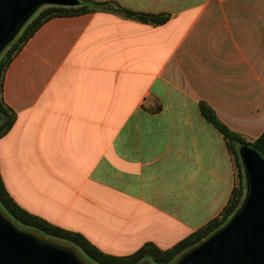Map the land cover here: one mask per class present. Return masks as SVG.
Segmentation results:
<instances>
[{"label":"crops","instance_id":"0c3cea01","mask_svg":"<svg viewBox=\"0 0 264 264\" xmlns=\"http://www.w3.org/2000/svg\"><path fill=\"white\" fill-rule=\"evenodd\" d=\"M45 22L8 66L0 138L13 201L105 254L166 250L219 216L235 184L199 104L252 142L264 131V0H92Z\"/></svg>","mask_w":264,"mask_h":264},{"label":"water","instance_id":"95a60500","mask_svg":"<svg viewBox=\"0 0 264 264\" xmlns=\"http://www.w3.org/2000/svg\"><path fill=\"white\" fill-rule=\"evenodd\" d=\"M75 5V0H0V54L40 7ZM238 154L245 179L239 208L172 264H264V159L249 147ZM0 264L92 263L70 246L20 228L0 210Z\"/></svg>","mask_w":264,"mask_h":264},{"label":"trees","instance_id":"16d2710c","mask_svg":"<svg viewBox=\"0 0 264 264\" xmlns=\"http://www.w3.org/2000/svg\"><path fill=\"white\" fill-rule=\"evenodd\" d=\"M75 1L76 5L72 7L43 6L44 8L27 26L21 36H19L17 42L0 57V138L10 131L16 119L13 110L9 108L3 100V80L5 72L26 42L45 22L53 18L80 16L94 12L114 13L152 25H162L169 19V16L165 14L148 15L131 12L112 2H94L92 0ZM199 108L202 117L208 121L225 140L226 148L229 154L233 156V160L239 169L242 170L238 154L240 147H249L264 159V131L254 141L247 142L240 135L232 132L222 124L213 110L206 104L200 103ZM238 177L239 180L237 183L235 182L231 196L222 212L205 226L182 239L169 249L161 250L152 243H145L136 252L127 256L105 254L90 244L82 235L54 226L26 212L10 197L4 187L1 176L0 210L20 228L34 231L43 237L70 246L75 249L82 258L92 264H140L142 262H148L149 264H172L184 251L198 244L226 224L239 208L245 194V179L244 175L241 174Z\"/></svg>","mask_w":264,"mask_h":264},{"label":"rangeland","instance_id":"374dc122","mask_svg":"<svg viewBox=\"0 0 264 264\" xmlns=\"http://www.w3.org/2000/svg\"><path fill=\"white\" fill-rule=\"evenodd\" d=\"M44 7H40L30 18L29 20L24 24V26L20 29V31L18 32V34L16 35V37L12 40V42H10L8 44V46L1 52L0 57L3 56L5 54V52L8 51V49L13 46L15 44V42H17V39L19 38V36H21V34L24 32V30L27 28V26L36 18L37 14L43 9ZM231 155V154H230ZM231 158L233 160V156L231 155ZM233 165H234V174H235V182L237 183L239 180L240 174L243 175V171L241 169L238 168L237 164H235L234 160H233Z\"/></svg>","mask_w":264,"mask_h":264}]
</instances>
